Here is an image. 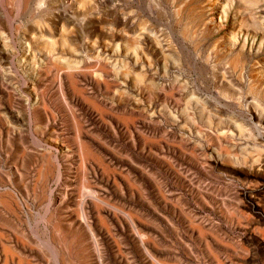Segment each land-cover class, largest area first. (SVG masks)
I'll list each match as a JSON object with an SVG mask.
<instances>
[{
  "label": "rangeland",
  "instance_id": "obj_1",
  "mask_svg": "<svg viewBox=\"0 0 264 264\" xmlns=\"http://www.w3.org/2000/svg\"><path fill=\"white\" fill-rule=\"evenodd\" d=\"M0 264H264V0H0Z\"/></svg>",
  "mask_w": 264,
  "mask_h": 264
},
{
  "label": "bare ground",
  "instance_id": "obj_2",
  "mask_svg": "<svg viewBox=\"0 0 264 264\" xmlns=\"http://www.w3.org/2000/svg\"><path fill=\"white\" fill-rule=\"evenodd\" d=\"M215 2V1H214ZM214 6V5H213ZM122 24V23H121ZM216 25V24H215ZM122 26V25H121ZM123 30V29H122ZM125 34V33H124ZM186 34V33H185ZM117 35V34H116ZM61 37V36H60ZM188 39V38H187ZM64 40V39H63ZM47 41V40H46ZM61 41V40H60ZM187 43V42H186ZM249 43V42H248ZM259 43V42H258ZM114 44V43H113ZM253 44V43H252ZM34 46V45H33ZM67 46V45H66ZM51 47V46H50ZM53 48V47H52ZM39 51V50H38ZM44 52V51H43ZM127 52V51H126ZM49 54V53H48ZM125 54V53H124ZM52 57V56H51ZM32 58V57H31ZM210 58V57H209ZM209 60V59H208ZM241 67V66H240ZM99 68V67H98ZM66 71V70H65ZM70 74V72H69ZM69 76V75H68ZM71 78V77H70ZM21 87V86H20Z\"/></svg>",
  "mask_w": 264,
  "mask_h": 264
}]
</instances>
